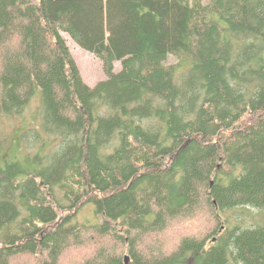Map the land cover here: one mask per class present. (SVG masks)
Returning a JSON list of instances; mask_svg holds the SVG:
<instances>
[{"label": "trees", "instance_id": "1", "mask_svg": "<svg viewBox=\"0 0 264 264\" xmlns=\"http://www.w3.org/2000/svg\"><path fill=\"white\" fill-rule=\"evenodd\" d=\"M35 100L29 160L0 138V264H264V0H0V124ZM199 210L207 236L153 242Z\"/></svg>", "mask_w": 264, "mask_h": 264}, {"label": "rangeland", "instance_id": "2", "mask_svg": "<svg viewBox=\"0 0 264 264\" xmlns=\"http://www.w3.org/2000/svg\"><path fill=\"white\" fill-rule=\"evenodd\" d=\"M63 38L65 39L66 44L69 47L71 57L77 67L80 78L84 84L87 86H94L97 82L102 81L106 78V75L103 70V66L101 61L92 55L89 52H86L76 46L68 36L63 34ZM177 60L175 58L169 57L167 59V63L175 64ZM186 68L184 64L181 67V72ZM120 70V63H114L113 72L117 73ZM39 106L38 101L35 100L29 107V109L24 114V118L21 121L10 123L9 125L0 124V138L7 137L9 138V144L2 154L3 157H10L11 155L21 156L23 161L27 162L29 160V156L25 153L22 148V144L20 142V135L22 132L26 131L27 128L37 127V114H38ZM50 147L53 146L49 144ZM200 211V210H199ZM250 218L254 221H262L264 220V213H260L257 210L249 209ZM246 214L247 212L244 211ZM242 213L235 211L228 213L224 217L231 218L232 220H237L240 218ZM82 217H90L89 208L86 207L80 220ZM247 221L248 218L243 219ZM250 223V222H249ZM213 225V221L211 215L207 214L204 210L200 211L195 215L194 218L188 219L182 222H178L169 227L165 233L160 236H157L156 239L153 240L158 247L164 248L165 251H170L174 248V245L178 240L183 237L191 236L202 238L209 234L211 227ZM161 245V246H160ZM93 244L85 242L84 247L79 250L77 253L72 252L67 254L62 260V264H79L83 259L91 256V247Z\"/></svg>", "mask_w": 264, "mask_h": 264}]
</instances>
